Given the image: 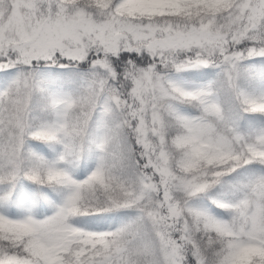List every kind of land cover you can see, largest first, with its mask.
Segmentation results:
<instances>
[{
	"label": "snow or ice",
	"instance_id": "obj_1",
	"mask_svg": "<svg viewBox=\"0 0 264 264\" xmlns=\"http://www.w3.org/2000/svg\"><path fill=\"white\" fill-rule=\"evenodd\" d=\"M0 264H264V0H0Z\"/></svg>",
	"mask_w": 264,
	"mask_h": 264
}]
</instances>
